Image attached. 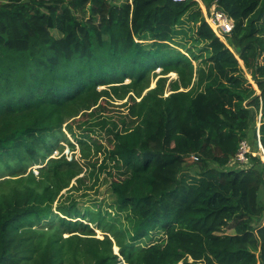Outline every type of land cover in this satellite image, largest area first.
<instances>
[{
	"label": "trees",
	"instance_id": "obj_1",
	"mask_svg": "<svg viewBox=\"0 0 264 264\" xmlns=\"http://www.w3.org/2000/svg\"><path fill=\"white\" fill-rule=\"evenodd\" d=\"M203 2L226 42L197 0H0V264H264V156L228 168L264 148V0ZM103 172L128 237L70 196Z\"/></svg>",
	"mask_w": 264,
	"mask_h": 264
},
{
	"label": "rangeland",
	"instance_id": "obj_2",
	"mask_svg": "<svg viewBox=\"0 0 264 264\" xmlns=\"http://www.w3.org/2000/svg\"><path fill=\"white\" fill-rule=\"evenodd\" d=\"M199 4H200L201 8L203 5H205L203 0H200ZM212 5H211V7H212ZM204 9L209 10V9H207L206 5H205ZM204 9L202 8L203 13H204ZM185 41H188V40L186 39ZM190 41H191V39H189V42ZM190 45H193V44H190ZM159 71H160V69H157V72H159ZM169 75H170V78H176V76H177L175 72L170 73ZM247 77L250 80V82L252 84H254L253 86L255 88H257V85L253 81L251 75L247 73ZM126 82H129V80H127ZM152 86H155V80L152 82L151 87ZM100 88H103V87H100ZM124 101H122V102L116 101V100L108 101L106 99H103L102 105L104 108L102 109V114L112 116V117H114V119L116 121L120 122V120L126 118L125 116L127 114V109L123 105H120ZM75 123L78 124V122H75ZM259 125H260V123L258 124V126ZM97 130H98V134L99 135L101 134L100 137H101L103 145L107 146V144H108L107 143L108 133H106V131L102 130L101 128H99ZM67 137L75 143L77 155L79 156V145H78V143L75 141V139H73V137L70 134H68ZM249 142L252 146V149L256 150L258 152V150H259L258 142L255 144V142L250 140V139H249ZM61 144L63 146L64 153L65 154L67 153L68 156H72V154H73L72 149L73 148L69 145V143L68 142H62ZM98 157L103 158L104 154L99 153ZM262 157H263V155L261 156V159L263 160ZM195 161H197V160H193L191 158H188L186 161V164H185L186 165L185 167L189 170V173H191L192 175H195L196 171L199 170L198 163ZM40 166L41 165H34L32 170H34L35 173L37 174L39 172L38 168ZM109 172H113L112 167L110 168ZM90 182L91 181H89L88 184H91ZM70 196H72V197H74V199H76V201L78 203L77 206L81 210L87 209V210L94 211V212L99 210L104 216L107 217L108 221L115 223L118 226V228L124 233V235H126L128 237L131 234L132 220L130 218H128L125 214L117 213V211H116L117 208L115 206L116 197H115V195L111 189V176L108 175L107 172H103L100 175V182L97 185H95V187L93 189H90V188L88 189L87 187H82L80 189V191H75ZM70 196H69V199H71ZM69 199L66 200L67 203H62V205L64 204L65 206H68V203L70 202ZM61 215L64 216V213L62 212ZM92 226L95 227V230L97 231L98 236L103 237L104 231L101 229H98L96 227V224H94V222L92 223ZM227 230H228V232H233V230L230 228H228ZM164 237H165V235L163 234L162 231L156 232V233H153L151 235V237H147L144 240H142V243L148 245L149 243H152V242L161 241ZM115 250H116V252H118V247L115 246Z\"/></svg>",
	"mask_w": 264,
	"mask_h": 264
},
{
	"label": "built area",
	"instance_id": "obj_3",
	"mask_svg": "<svg viewBox=\"0 0 264 264\" xmlns=\"http://www.w3.org/2000/svg\"><path fill=\"white\" fill-rule=\"evenodd\" d=\"M176 2L185 1V0H174ZM200 2V0H197ZM204 16L209 24V26L213 29L215 34L223 41L226 42V37L231 34L234 29L235 22L234 19L224 10L219 9L217 3L214 2L212 7L209 10L204 9ZM258 135V144L259 150L252 149V146L248 139L243 138L239 141L238 149L235 155L231 158L228 163L229 169H242V168H249L253 164V157L254 156H264V148L260 140V133L259 130L257 131ZM58 154V151H55V156ZM68 156V154L66 153ZM260 156V157H261ZM195 160L198 159V156H192ZM71 159V156H68ZM263 158V157H262ZM264 161V160H263Z\"/></svg>",
	"mask_w": 264,
	"mask_h": 264
},
{
	"label": "crops",
	"instance_id": "obj_4",
	"mask_svg": "<svg viewBox=\"0 0 264 264\" xmlns=\"http://www.w3.org/2000/svg\"><path fill=\"white\" fill-rule=\"evenodd\" d=\"M205 5L202 6V8L204 9Z\"/></svg>",
	"mask_w": 264,
	"mask_h": 264
},
{
	"label": "clouds",
	"instance_id": "obj_5",
	"mask_svg": "<svg viewBox=\"0 0 264 264\" xmlns=\"http://www.w3.org/2000/svg\"><path fill=\"white\" fill-rule=\"evenodd\" d=\"M54 154H55V153H54ZM54 154H53V155H54ZM53 155H52V157H55V156H53Z\"/></svg>",
	"mask_w": 264,
	"mask_h": 264
},
{
	"label": "water",
	"instance_id": "obj_6",
	"mask_svg": "<svg viewBox=\"0 0 264 264\" xmlns=\"http://www.w3.org/2000/svg\"><path fill=\"white\" fill-rule=\"evenodd\" d=\"M152 87H154V86H152Z\"/></svg>",
	"mask_w": 264,
	"mask_h": 264
}]
</instances>
